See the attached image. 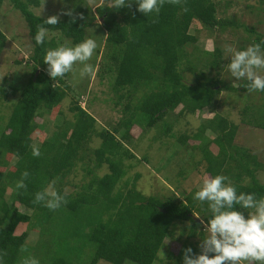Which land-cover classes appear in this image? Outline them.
Returning <instances> with one entry per match:
<instances>
[{
	"label": "trees",
	"instance_id": "16d2710c",
	"mask_svg": "<svg viewBox=\"0 0 264 264\" xmlns=\"http://www.w3.org/2000/svg\"><path fill=\"white\" fill-rule=\"evenodd\" d=\"M3 1L0 0V8ZM9 2L21 12L28 26L33 52L28 60L32 64L30 77L0 129V212L3 213L0 216V254L6 253L0 264H15L22 246H26L28 255L33 250L34 258L38 246L44 252L49 247L47 259L39 258L48 264H77L89 245L94 251L89 262L83 259L82 264H97L99 260L110 264H124L125 261L153 264L167 237L175 235L177 225L185 221L189 224L186 229H181L180 234H185V229L187 241L180 243L178 249L181 251L188 245L194 254H199L198 242L191 243L190 238L198 236L202 241L207 237L204 224L213 215L208 203L194 199V192L193 195L187 193L184 199L174 193L166 197L146 196L135 186L139 173L134 175L130 187L123 191L117 184L126 173L124 160L136 158L123 139L132 137L131 128L134 125L141 132L143 127L154 126L171 111L191 114L209 111L214 94L221 89L247 91L248 81L233 85L217 76H209L203 68L197 67L198 64L183 66L185 62H190L187 45L196 41V35L189 32L193 22L208 30L240 25L217 17L214 0H182L178 5L165 3L158 16L137 11L135 0L130 8L116 9L108 4H99L88 19L74 14L64 15L55 26L43 24L48 17L36 15L29 9L30 5L38 7L42 0ZM185 8L187 11H184ZM97 17L99 22H95ZM97 23L106 31L105 42L110 47V53L106 54H110L116 63L113 82L116 103L123 99L124 91L136 81L140 80L150 89L134 105L130 101L124 103L122 116L111 129L103 126L96 130L95 118L78 101H73L70 109L74 111V119L64 121L55 136L42 140L37 145L41 155L35 157L32 146L38 129L36 116L59 105L70 89L62 77L51 80L47 74L44 57L48 49H56V46L52 37H45L43 44H36L37 26L56 31L73 44H78L83 41L86 28ZM244 28L254 34L253 45L264 40V34L257 33L253 27ZM6 40L5 33L0 29V52ZM261 48L264 50V44ZM203 53L202 67H221L220 48L206 49ZM197 59L201 58L198 56ZM184 70L194 75L190 83L184 80ZM253 117L248 122L264 130V111H258ZM165 127L168 131L169 126L166 124ZM121 128L123 132L119 138L116 133ZM207 130L213 136H208ZM237 130L236 123L213 112L204 118L195 133L182 134L178 140L184 145L189 139L197 141L191 146L201 152L207 177L227 176L236 187L237 194L254 193L258 199L262 198L264 183L258 180L257 172L264 170V160L235 143ZM93 132L101 139L99 146L93 150L94 168L106 163L108 171L100 176L92 173L89 180L78 185L73 193H65L58 184L82 158L79 152ZM211 147H216L217 151L213 152ZM8 157L9 160L14 158L10 166ZM25 171L29 173L24 181L27 188L18 190L16 182ZM91 171L87 169V172ZM55 180V189L65 196L67 204L53 211L43 202L34 203L36 193ZM123 182L127 186L129 181L125 179ZM8 187L11 188L8 196L14 202L11 205L4 200ZM16 203L30 209L31 213L20 211ZM236 210L242 211L246 218L248 212L253 211L239 206ZM52 227L58 228L52 230ZM30 230H35L38 238L34 244L28 245L26 239ZM180 234L171 237L173 241H178Z\"/></svg>",
	"mask_w": 264,
	"mask_h": 264
},
{
	"label": "rangeland",
	"instance_id": "374dc122",
	"mask_svg": "<svg viewBox=\"0 0 264 264\" xmlns=\"http://www.w3.org/2000/svg\"><path fill=\"white\" fill-rule=\"evenodd\" d=\"M214 1L216 3L217 17L233 20L240 26L214 27L208 30L200 23L193 22L190 25L189 32L196 35V41L193 44L187 45L186 49L189 52L190 62H185L183 66L198 64L197 67L203 68L209 76H217L223 82L236 85L247 80H237L232 76L228 68L231 58L226 53L225 46L231 45L236 50H246L247 47L253 45L254 34L249 33L244 27H253L257 33L264 34V0ZM99 4L109 5V0H81V3L80 0H42L38 7L30 5L29 9L34 14L42 17L59 15L60 18L64 16V12L70 10L75 16H82L88 19L94 7ZM88 8H90L89 11H87ZM99 21L100 18L97 17L95 22ZM0 29L7 37L6 43L0 52L1 129L8 119L20 90L27 83L32 72V64L28 60L33 52V42L21 12L12 6L9 0H4L1 4ZM46 37L54 38L56 48L60 46L74 47L77 45L56 31L48 30ZM105 37L106 31L99 23L86 28L83 41L91 38L97 43L93 57L86 62L93 66L94 74L82 77L80 72L84 65L77 62L73 66V70L62 77L70 88L68 94L52 110L48 112L43 110L42 114L36 116L35 120L38 123V129L35 132L34 145L37 146L42 140L55 136L58 132L57 128L61 127L64 121H72L74 119V111L70 109L74 104L73 101H78V104L95 118L96 130H100L103 126L111 129L112 125L122 116L124 103L130 101V104L134 105L143 93L149 91L150 87L144 86L140 80L136 81L132 87L124 91L125 95L123 99L118 104L116 103L117 95L113 91L116 63L110 58V54L107 55L110 53V47L106 44ZM214 47H218L221 50V67L219 69L202 67L200 63L205 59L203 58L205 56L203 50L207 49L211 51ZM262 51L264 50L262 49ZM198 56L201 59L198 60ZM259 74L264 75V70H259ZM183 76L187 83H190L194 77L191 71L188 70H184ZM258 111H264V94L258 91L249 92L248 90L243 91L241 89L237 91L221 89L214 94L209 111L204 110L198 114L171 111L154 126L143 127L141 132L140 128L134 125L131 128L132 137L126 140L123 139V141L125 146L136 155V158L124 160L126 173L123 180L127 179L129 182L127 186H124V182L121 180L117 186L126 191L130 187L131 184L129 185V183L132 182L134 175L139 173L140 176L136 180L135 186L136 189L146 196L156 195L158 197H166L174 193L176 196L184 199L187 193L191 192L193 195V192L196 193L200 190L203 180L208 177L204 172L205 161L202 158L201 152L191 146V144L197 143V141L189 139L187 140V144L184 145L178 138L182 134L192 135L195 133L204 118L211 116L213 112L226 116L229 120L236 123L238 130L234 139L235 143L246 147L252 153L258 155L259 159L264 160V130L248 122V120L254 119L253 116L257 115ZM166 124L169 126L168 131H165L167 130ZM122 132L123 129L121 128L116 133V136L121 138L120 134ZM206 134L213 136L209 130L206 131ZM100 141V137L93 132L89 140L84 144L83 150L79 152L82 158L76 161L72 170L58 184L65 193H73L78 189V185L89 180L92 173L100 176L108 171L106 163H103L98 168H94L95 156L93 150L99 146ZM211 148L213 152L217 151L216 147ZM7 160H9V157ZM13 161L14 158L9 160V166ZM87 169L93 171L87 172ZM257 177L260 182L264 183V170H259ZM56 182L57 180H55ZM10 191V187L6 188V197L4 198L9 205L14 203L8 196L10 195ZM16 205L20 211L31 213V210L25 206L17 203ZM2 214L0 212V216ZM53 224L56 225V223ZM188 224V221L178 224L175 230L176 236L173 235L171 237H177L181 229H186ZM51 229L56 230L55 227ZM185 229L184 232L187 233ZM186 233L180 234L178 241H173V238L167 237L164 247L160 248L158 258L153 264H183V250L189 246H185L181 251L178 247L180 243L187 241ZM206 234L208 235V233ZM37 238L36 231L30 230L26 242L28 245L34 244ZM190 242H198V247L201 243L198 236L190 238ZM86 247L85 255L77 264H82L83 259L87 260V262L85 260L86 263L89 262L94 248L91 245ZM48 249L50 250L49 247ZM49 250L44 252L41 250V246L36 248L35 256L39 264H48L39 258L46 257L47 259ZM31 251L29 255L28 251L21 252L15 264H22V260L27 256L34 257L32 255L34 251ZM97 264L110 263L105 260H99ZM124 264L135 263L125 261Z\"/></svg>",
	"mask_w": 264,
	"mask_h": 264
},
{
	"label": "clouds",
	"instance_id": "9594fccd",
	"mask_svg": "<svg viewBox=\"0 0 264 264\" xmlns=\"http://www.w3.org/2000/svg\"><path fill=\"white\" fill-rule=\"evenodd\" d=\"M181 2L182 0H135L137 11L145 15L154 13L156 16L165 3L178 5ZM132 3L133 0H109V6L116 9L130 8ZM184 11H187V8ZM63 14L73 15L70 10ZM59 19V15H51L43 24L55 26ZM37 28L35 42L43 44L48 29L42 25ZM262 44L264 40L247 47L246 50H236L231 45L225 46V51L231 58L228 68L232 76L237 80L246 79L249 92H264V75L259 74V70H264ZM96 48V41L89 38L74 47L60 46L48 50L44 57V63L48 66L47 74L51 80L63 77L79 62L84 65L80 72L82 77L93 75V66L86 62L91 60ZM32 155H41L38 146H32ZM28 175L27 171L22 173V178L16 182V189L26 190L24 181ZM54 185L55 181H52L43 191L37 192L33 202H43L45 207L53 211L66 205L65 196L60 195ZM194 199L207 202L213 215L204 224L208 235L199 244L200 253L194 254L191 247L184 249L183 264H264V197L258 199L254 193L237 194L236 187L227 176L216 175L203 180V185L195 193ZM237 206L253 211L248 212L246 218L242 211L236 210ZM20 251L26 252V246H22ZM3 255L6 253L0 254V261L3 260ZM162 255L164 256L163 252ZM22 264H39V261L27 256L22 260Z\"/></svg>",
	"mask_w": 264,
	"mask_h": 264
}]
</instances>
